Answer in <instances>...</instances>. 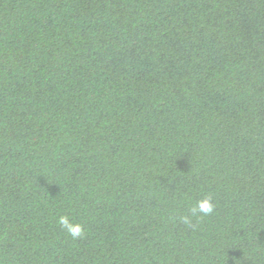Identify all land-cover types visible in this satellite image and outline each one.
<instances>
[{
  "label": "trees",
  "instance_id": "obj_1",
  "mask_svg": "<svg viewBox=\"0 0 264 264\" xmlns=\"http://www.w3.org/2000/svg\"><path fill=\"white\" fill-rule=\"evenodd\" d=\"M0 264H264V0H0Z\"/></svg>",
  "mask_w": 264,
  "mask_h": 264
},
{
  "label": "clouds",
  "instance_id": "obj_2",
  "mask_svg": "<svg viewBox=\"0 0 264 264\" xmlns=\"http://www.w3.org/2000/svg\"><path fill=\"white\" fill-rule=\"evenodd\" d=\"M216 208L210 196L204 197L196 202V204L190 209L188 215L179 217V220L186 226H191L192 218H202L203 216H209L214 213ZM57 224L63 229L73 240L82 238L84 236V226L79 222H73L69 216L60 215L57 218Z\"/></svg>",
  "mask_w": 264,
  "mask_h": 264
}]
</instances>
